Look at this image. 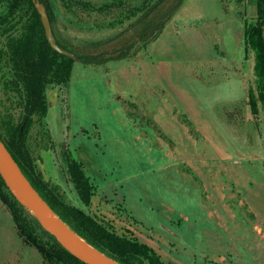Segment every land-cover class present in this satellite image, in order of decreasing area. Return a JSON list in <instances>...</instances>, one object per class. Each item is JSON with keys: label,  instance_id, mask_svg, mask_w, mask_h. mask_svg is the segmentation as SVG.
Listing matches in <instances>:
<instances>
[{"label": "rangeland", "instance_id": "374dc122", "mask_svg": "<svg viewBox=\"0 0 264 264\" xmlns=\"http://www.w3.org/2000/svg\"><path fill=\"white\" fill-rule=\"evenodd\" d=\"M78 1L92 10L49 0L56 40L79 55H111L129 42V55L102 65L75 60L67 86L46 88L47 115L33 118L26 141L42 180L69 206L147 246L163 264H240L231 255L233 250L242 255L241 247L263 264L264 256L248 246L256 218L253 196L264 195V109L256 100L254 115L247 104L249 91L256 99L257 78L254 54L244 49L254 5L184 0L162 22L158 40L152 42L148 32L140 42L144 25L176 0L158 6L152 1L150 9L156 7L146 15L143 0ZM8 8L0 0L3 139L22 109L6 46L17 35L19 19L10 18ZM161 60L170 63L161 87H146L140 78L137 84L113 87L122 65L134 70L141 62ZM157 114L162 125L155 124ZM190 120L202 123L210 137H202ZM68 155L81 164L93 189L88 207L70 182ZM0 264H46L17 235L1 202Z\"/></svg>", "mask_w": 264, "mask_h": 264}, {"label": "trees", "instance_id": "16d2710c", "mask_svg": "<svg viewBox=\"0 0 264 264\" xmlns=\"http://www.w3.org/2000/svg\"><path fill=\"white\" fill-rule=\"evenodd\" d=\"M8 4V15L19 19L17 35L7 41V50L14 87L22 99L21 117L16 125L6 127L5 138L0 141L15 162L25 179L36 191L50 211L80 240L116 264H163L159 256L135 239L118 236L111 227L97 221L90 215L69 206L55 188L46 184L37 171L26 149L27 136L34 117L44 118L48 112L46 88L50 85L67 86L70 81L73 59L56 54L46 42L37 8L43 7L52 34V6L49 0H2ZM63 1V0H62ZM156 5L164 0H143L141 8L147 11L149 4ZM255 7V18L244 29V49L254 54V74L257 78L256 99L249 91L247 104L252 114H256V100L264 109V0H249ZM184 0H176L166 13L148 21L138 33L141 40L148 34L152 42L162 34V22L169 20ZM65 4L78 5L82 10H92L89 3L78 0H64ZM158 6V5H157ZM56 40V38H55ZM143 41V40H142ZM57 45L83 65H102L111 60L122 61L128 57L129 42L123 43L111 55H79ZM191 125V124H190ZM192 126V125H191ZM66 170L70 182L81 201L88 207L93 189L85 177L82 166L68 155ZM0 202L9 211L17 235L23 243L33 247L46 264H83L69 255L53 237L44 232L30 213L7 191L0 178Z\"/></svg>", "mask_w": 264, "mask_h": 264}, {"label": "water", "instance_id": "95a60500", "mask_svg": "<svg viewBox=\"0 0 264 264\" xmlns=\"http://www.w3.org/2000/svg\"><path fill=\"white\" fill-rule=\"evenodd\" d=\"M37 11L40 15V21L46 42L48 43L51 50L58 55L73 59L75 61L72 54L68 53L57 45L44 8L39 6ZM9 174L14 176L16 184L11 183ZM0 178L2 179L7 191L30 213V215L39 224L41 229L53 237L60 247L64 249L69 255L83 264H104L85 251L80 250L74 241V238L78 237L72 233L57 217L56 218L58 219L59 223L46 219L44 213L46 210L50 211V209L45 205L36 191L25 179L1 141ZM83 244L86 245L84 242Z\"/></svg>", "mask_w": 264, "mask_h": 264}, {"label": "crops", "instance_id": "0c3cea01", "mask_svg": "<svg viewBox=\"0 0 264 264\" xmlns=\"http://www.w3.org/2000/svg\"><path fill=\"white\" fill-rule=\"evenodd\" d=\"M163 34V33H162ZM158 40V39H157ZM123 67V68H122ZM121 67V73L116 72V77L113 78L112 84L115 85L113 87H121L123 88L124 85L128 86V85H134V83L137 84V81L139 80V78L143 81L142 83L147 87H161V82L162 80H168L169 75H170V63L168 61H158L156 63L154 62H141L140 64L136 65V68L133 70V66L130 67L128 66L127 68L124 67L122 65ZM128 72L131 73V78L130 80H128ZM238 73H236V77L240 78L239 76H237ZM136 91L139 90V87H135ZM166 96H168V93L166 94ZM174 97V96H173ZM176 98H174L173 102H175ZM179 103V106H182L181 110H183L184 113H186L187 115V109L186 107L183 106L182 102H180L179 100H176ZM158 111H161L158 109ZM157 117L155 118V124L157 125H162V123H160V116L157 114ZM188 116V115H187ZM191 121V120H190ZM192 122V121H191ZM194 126H196L198 132L202 135V137L204 136V138L207 139V136L210 137V135L208 134V129L202 124V123H193ZM207 142H209L208 140H206ZM213 153L214 150L212 149ZM211 151V152H212ZM253 200L254 202V206L251 205V209L252 212L254 214L255 221H254V225L252 228L251 233H249V238H250V243H248V246L251 248V250L255 251L258 250L259 253H261V256H264V210H262L261 205H264V195H256L253 196ZM264 208V206H263ZM252 246V247H251ZM242 255L239 254V250L237 251V253L235 252V250H233V253L231 256L233 257V259L236 261H238V263H242V262H246V263H250V264H258L256 263L254 260H252L253 258H251L248 254L247 251L244 252V247L240 248ZM214 256V255H213ZM212 256V257H213ZM247 259H243L246 258ZM222 259V261L219 262H223L225 261V259L223 257L219 258L218 260ZM212 260V259H211ZM213 262H218L217 260ZM243 264V263H242ZM264 264V263H263Z\"/></svg>", "mask_w": 264, "mask_h": 264}, {"label": "bare ground", "instance_id": "6f19581e", "mask_svg": "<svg viewBox=\"0 0 264 264\" xmlns=\"http://www.w3.org/2000/svg\"><path fill=\"white\" fill-rule=\"evenodd\" d=\"M9 178L12 181L11 182L12 184H16V180H15V178H14V176L12 174H9ZM44 215H45L46 219L59 223L58 219L49 210H46ZM74 241L76 243V246L80 250L85 251L86 253L90 254L91 256H93L94 258L99 260L100 262H102L104 264H116V263L110 261L109 259H107V257L105 258L104 256H102L101 254L97 253L93 249L87 247L88 245L87 246L84 245L83 242L80 239L74 238Z\"/></svg>", "mask_w": 264, "mask_h": 264}]
</instances>
